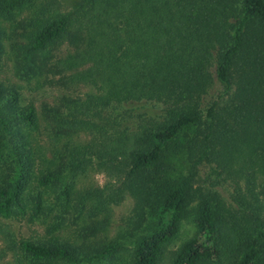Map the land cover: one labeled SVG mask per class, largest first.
I'll return each instance as SVG.
<instances>
[{"label":"trees","instance_id":"16d2710c","mask_svg":"<svg viewBox=\"0 0 264 264\" xmlns=\"http://www.w3.org/2000/svg\"><path fill=\"white\" fill-rule=\"evenodd\" d=\"M30 1L0 0V20H12ZM57 5L50 0L15 24L20 33L0 25V51L1 39H12L15 72L30 79L64 39L83 41L57 62L71 73L63 79L104 92L44 106V132L53 144L63 142L33 176L36 111L0 86V217L22 214L28 204L32 219L50 212L42 191L28 190L33 184L51 188L61 211L89 213L90 221L78 241L49 237L12 247L33 264H115L129 240L127 264H158L181 221L191 218L195 233L171 264H264V0H76L64 11ZM215 81L222 95L204 108ZM81 133L87 142L77 141ZM183 156L193 165L215 163L235 185L236 211L193 188L194 172L173 161ZM94 164L111 170L116 186L77 189L73 179ZM125 192L134 196L132 213L107 239V216L98 213ZM59 226L51 223L48 232Z\"/></svg>","mask_w":264,"mask_h":264},{"label":"rangeland","instance_id":"374dc122","mask_svg":"<svg viewBox=\"0 0 264 264\" xmlns=\"http://www.w3.org/2000/svg\"><path fill=\"white\" fill-rule=\"evenodd\" d=\"M50 0H31L19 10L12 13V20H0V25L9 34L12 32L11 27L16 26V32H22L20 25L23 24L31 15L38 13V8L42 4ZM76 0H57V11L69 9ZM13 40L10 38L1 39L0 51V86L12 88L17 92V100L21 105H33L39 121V128L31 132V149L33 153V176H37L47 165L51 159L52 152L59 149L61 143L53 144L44 132L42 122V110L44 106H57L61 99H85L88 96H99L104 92V89L99 85L92 84H69L63 78L71 74L68 71H63L58 66L57 62L61 60L67 53L75 51L82 46L83 41L74 43L69 38L64 39L60 44L53 47L50 51V57L45 63V68L41 73L32 76L30 79L20 78L14 68V52ZM56 66V67H55ZM86 64L84 68L89 67ZM81 69V68H80ZM223 87L215 81L209 95L203 99V107L222 95ZM79 142H87L89 136L86 133H81L76 138ZM175 165L185 162L181 171L187 173L193 171V188L199 187L200 190L207 194L208 192L215 193L222 201L226 208L233 211L237 210V203L234 200V183L226 178L216 167L215 163L201 162L193 165L186 162V157L173 159ZM192 166V168H191ZM77 189L92 190L113 188L116 186L114 173L105 166L98 164L92 165L84 173L78 175L72 182ZM36 189L42 191L45 207L50 208V212L44 211L43 215L37 218H31V205L28 204L24 213L11 215L7 218L0 217V264H33V261L26 256L19 248L12 247L17 245L22 240H43L49 237H62L70 242H75L80 239L81 228L90 221V214L83 213L82 216H76V213L70 209L67 212L55 204L54 194L51 188H35L32 185L28 190L32 193ZM135 203L134 196L129 192H125L118 203L109 204L107 210L98 213V216H107L108 222L106 229L102 235L107 239H113L116 234L126 227V220L130 217L133 204ZM76 217H75V216ZM57 216L58 219L54 217ZM62 220V222H60ZM53 223L55 226L61 223L57 229L48 232V226ZM195 233V228L191 218L181 221L178 234L175 239L163 250L158 264H171L174 251H176L183 243L187 242ZM125 250L119 253V259L115 264H127L129 262V251L131 250V241L123 242ZM83 264H109L108 262H91Z\"/></svg>","mask_w":264,"mask_h":264}]
</instances>
